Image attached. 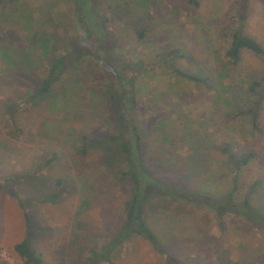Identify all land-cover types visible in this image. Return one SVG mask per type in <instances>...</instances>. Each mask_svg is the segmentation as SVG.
<instances>
[{
	"label": "rangeland",
	"instance_id": "obj_1",
	"mask_svg": "<svg viewBox=\"0 0 264 264\" xmlns=\"http://www.w3.org/2000/svg\"><path fill=\"white\" fill-rule=\"evenodd\" d=\"M119 1L100 0L102 7L105 8V15L111 17L113 15L116 18L115 22H112L114 27L125 25L124 18L117 15L126 6H129L128 2H131V0ZM157 2L159 6L156 9L159 7L161 12L157 13L155 8L150 7V15L156 16V21L159 22L161 28L159 30L152 27L151 32L154 37L155 34L159 36L160 32H166L167 36L163 41H160L159 49L156 48V45L137 46V51L141 52L143 60L147 64H145L146 67L155 63V55L160 50L163 48L168 50L171 46H179L188 54L179 61L182 68L190 66L195 69L197 67L194 60L190 59L191 55L195 59L207 60L206 63L213 68V71L216 67L220 69L229 65L225 70L224 82L226 85H218L222 89L221 96L215 92V89L209 91L202 87L200 90L187 81H180L168 75L162 76L161 80L164 85L161 90L157 89L150 94L149 89L157 88L154 82L144 77L137 78V84L145 90L142 92L143 99L139 105V111L136 113V118L141 121V125L149 134L145 138L147 144L145 152L152 160L151 166L154 168L155 165L157 176L166 180H175L180 179V176L177 177L174 174H181V168L168 164L164 166V160L168 157L166 150L169 148L172 152L175 150L174 152L178 153L175 165L185 164V154L190 153L192 149L190 144L185 143V139L181 137L194 126L198 127L200 135H204V130L200 125L203 122H208L209 132H211L210 140L217 143L225 140L229 135L242 136L250 128V124L243 122V117L238 116L237 120H234L230 116L228 113L231 110L230 104H225L224 107H220V105L224 102L223 98L230 100L232 95L244 92L248 86L245 74L249 76L254 74L256 78L264 75V56H257L247 51L243 53L240 63L233 66L228 61L226 50L230 45L232 33L240 27H242L244 35L256 39L264 47V0H248L244 23H241L239 18L242 0H197L198 5L192 4L188 0H157ZM131 3L134 6L132 10H137L135 9L136 4ZM20 4L23 9L38 11L40 16L51 15V17L44 16L41 20H36L34 24L36 29L54 34L58 39L57 43L65 38L75 39L81 30L78 22L71 18L72 3L68 0H26ZM13 10L16 9L9 5L0 6V41H10L8 43L15 47L21 42L24 32L21 31L19 21L11 17ZM5 13L11 19L8 22L9 25L3 21ZM62 14H66L69 19ZM137 14H139L138 10L127 15L130 18L131 16L135 18L134 16ZM47 17L52 21L46 20ZM1 25L8 29L3 27L1 31ZM127 34L133 42L134 34ZM158 36L157 38H159ZM120 40H122L120 45L121 43L130 44V40L126 38ZM65 41L67 40L65 39ZM167 43L168 45L165 46ZM56 46L59 48L62 44ZM127 47L130 48L132 45H127ZM127 57L129 64L136 62V54L128 52ZM93 64L92 67L97 70L98 64ZM3 65L0 66L1 179L23 174L30 168L24 170L23 165L30 166L32 161L41 163L42 159L36 160V157L45 153L51 155L59 147L55 144L56 142H53V138L38 137L37 133L33 134L37 130L39 133L40 127L48 120L47 112L30 107V105H27V108L19 106L17 118L21 123L17 126L23 128V131L20 132L17 131L16 125H12L9 121V117H6V103L12 101L17 105L22 104L25 98L24 92L40 79V72L19 74L16 77L17 81L12 80V75L9 79L2 80V75L7 74V70L4 69L7 66ZM158 71L154 72L158 73ZM238 71L243 72L241 81L237 80L236 83H233L235 78L230 74H237ZM217 73L218 71L215 75ZM101 80L100 77H94L93 83L96 88L101 86ZM151 104L155 111L149 109ZM88 106H92V102L88 103ZM222 108L224 109L222 110ZM81 109L90 114L92 107L86 109L82 105ZM222 111V115H227L223 119L219 117ZM159 114H165L169 118L168 122L158 128H153V120ZM259 116V121L264 127V99ZM77 123H74V126L81 127L84 133H87L92 128L91 126L95 125L90 123L89 127L87 123L81 121ZM71 125L69 122L66 127ZM116 126L115 122L113 126H106L105 129L99 127V129L103 132L107 130V127L116 129ZM242 130L243 132H240ZM68 139L65 136V149L71 152L73 157L80 159L82 155L72 149L73 145L71 146ZM247 140L250 141L247 142ZM240 144L242 150L253 147L257 155L247 166H244L240 176L243 184L238 185L234 201L242 206L243 201L248 199L249 208L261 216L263 221L256 220L243 210L239 213L230 211L219 216L213 208L207 205L181 198H165L160 201L163 209L156 213V215L162 214V218L152 222L157 229L158 238L161 240L163 234L166 236L162 244L163 250L179 264H264V133H258L254 138L241 139ZM105 154V151L97 149L87 158L89 166H93V170L89 173L92 177H94L92 173L96 169L104 171L103 157ZM213 156L212 169L215 173L226 170L223 162L224 156L221 153H215ZM214 158H216L215 162ZM66 160L70 161L68 158ZM71 171H63L61 168L56 170L45 168L38 173L40 177H43L42 183L35 182L36 180L33 181V179L15 180L11 183L14 195L7 191L2 183L0 184V264H24L23 259L15 252L14 245L25 236L27 228L25 212H28L30 231L33 235L31 245L43 255L46 264H79V254H81L83 244L88 245L87 247L96 243L99 246L105 244L109 236L120 226L123 221L124 201L130 194L126 182L124 187L116 190L111 189L109 183H106L100 192L99 190L93 192V195L100 193L99 197L102 196V198L79 216V220L84 222L85 227L82 226L76 231L80 236L78 239L74 238L72 234L75 232L73 224L77 219L76 214L81 194L63 192L54 203L33 199L37 196L42 198V194L44 197L49 193L47 187L43 186L45 185L44 181L48 180L45 178L46 174L55 177L68 176L73 174V172L70 173ZM208 182L210 181L205 180L201 183L205 185L204 192L210 193V196L219 193L224 196L231 190L232 179L230 177L225 179L224 176L222 181L216 185ZM55 183L51 182L50 186H54L56 191L62 185H58L57 189ZM156 202L153 203L156 204ZM87 224L90 227H87ZM85 236L88 239H85ZM83 255L86 256L87 252H83ZM112 260V264H168L165 257L141 237L123 244L118 255Z\"/></svg>",
	"mask_w": 264,
	"mask_h": 264
},
{
	"label": "trees",
	"instance_id": "obj_2",
	"mask_svg": "<svg viewBox=\"0 0 264 264\" xmlns=\"http://www.w3.org/2000/svg\"><path fill=\"white\" fill-rule=\"evenodd\" d=\"M24 1L26 0H0V6L9 5L16 9L12 11L11 17L19 21L21 31L24 32L21 42L15 47L8 43L10 41H0V66L2 64L7 66L4 68L5 71L7 70V74L2 75V80H7L12 75V80L17 81V75L28 74L33 71L40 72V79L24 92L25 98L22 104L17 105L16 102L12 101L6 103L5 115L9 117V121L12 125H16L17 131L20 132L23 131V128L17 126L21 123L17 118L19 106L27 108V105H30V107L47 112L48 120L40 127L39 133L38 130L32 132L34 135L37 133L38 137L53 138L54 141H51L56 142L55 144L59 147L51 155L45 153L36 157V160L42 159L41 163L32 161V166L23 165L24 170L30 167L23 174L8 176L4 179H1L0 176V184L2 183L5 189L14 195L15 192L11 183L15 180L24 178L42 183L43 177H40L38 173L45 168L47 170L61 168L67 172L72 170L70 173L73 172V174L68 176L55 177L46 174L45 178L48 180L44 181L45 185L43 186L47 187L49 193L45 194L44 197L42 194V198L37 196L33 199L54 203L63 192L81 194L76 214L77 219L73 224L75 232L72 234L77 239L80 236L76 231L82 226L85 227L84 222L79 220V216L102 198V196L99 197L100 193L93 195V192L98 190L100 192L106 183H109L111 189L116 190L124 187L126 182L129 186H127L128 189H130V194L124 201L123 221L120 226L109 236L105 244L99 246L96 243L90 247L83 244L81 254H79V264H101L103 262L112 264V259L118 255L123 244L137 237L149 242L165 257L168 264H179L163 250L162 244L166 236L163 234V238L161 237L160 240L157 236V229L152 222L162 218V214L156 215V213L163 209L160 201L165 198H181L197 204L201 203L213 208L219 216L226 212L239 213L243 210L256 220L263 221L261 216L249 208L248 199H245L240 206L234 201V196L238 185L243 184L240 176L244 166H247L257 155L253 147L242 150L240 140L254 138L258 133H264V127L259 121V110L264 99V75L256 78L254 74L250 76L245 74L248 86L244 92L239 95H232L230 100L223 98L224 102L220 105V107H224L225 104H230L231 110L228 111L230 116L234 120L241 116L243 122L250 124L247 133L242 136L229 135L225 140L217 143L210 140L209 134L211 132H209L210 125L208 122H203L200 125L204 130V135H200L198 127L194 126L181 137L185 139V143L190 144L192 149L190 153L185 154V164L175 165L177 164L175 159L178 153L174 152L175 150L172 152L169 148L166 150L168 157L165 158V165H163L168 164L181 168V174H174L177 177L180 176V179L166 180L156 175V167L155 165L154 168L151 166L152 160L145 152L147 146L145 138L149 134L141 125V121L136 118V113L139 111V105L143 99L142 92L145 90L137 84V78L144 77L154 82L157 88L151 87L152 90H148L150 94L157 89L161 90L162 85H164L161 80L162 76L168 75L180 81H187L200 90L202 87L209 91L215 89V92L221 96L222 89L218 85H226L224 82L225 70L229 65L220 69L216 67L213 71V68L206 63L207 60L195 59L191 55L190 59L194 60L193 62L197 67L195 66V69L190 66L182 68L179 61L188 54L179 46H171L168 50L165 48L160 50L155 55V63L146 67V62H144L141 52L137 51V46L156 45V48L159 49L160 41H163L167 36L166 32H160L159 36L155 34L154 37L151 32L152 27L159 30L161 28L159 22L156 21V16L150 15V7L155 8L157 13L161 12L159 7L156 9L159 6L157 0H131L136 4L135 9L139 11V14L134 16L135 18L132 16L130 18L127 15L137 11L132 10L134 6L128 2L127 5L129 6H126L117 15L125 20V25L120 27H114L112 22H115L116 18L113 15L112 17L105 15V8L102 7L100 0H68L72 3L71 18L78 22L81 30L75 39L65 38L67 41L63 39L64 42L61 39L58 43L54 34L36 29L34 24L36 20H41L42 17L48 15L40 16L38 11L21 8L20 3ZM109 1L120 2L119 0ZM188 1L198 5L197 0ZM240 8L239 18L241 23H244L248 10V0H242ZM6 14L3 15V21L9 25L8 22L11 19ZM62 15L69 19L66 14ZM48 17L46 20L52 21ZM3 27L1 25V31ZM127 33L134 34V36L132 35L133 42ZM123 38L130 40L132 47H127L130 45L129 43H121L120 45V41H122L120 39ZM61 44L62 46L56 48L58 47L56 45ZM247 51L257 56H264L263 45L256 39L244 35L242 27H240L231 35L226 56L233 66H237L243 59V53ZM128 52L136 54L137 59L133 64L128 63ZM93 63L98 64L97 70L92 67ZM156 70L160 71H158L159 74L154 72ZM217 71L218 73L215 75ZM242 73L238 71L237 74H230L231 77L235 78L233 83H236L237 80L241 81ZM94 77L102 79L99 88L94 86ZM91 102L92 106H88V103ZM82 105L86 109L92 107L90 114L81 109ZM149 109L155 111L152 104ZM222 113L223 111L219 115L221 119L227 116L226 114L222 115ZM54 116L57 117L53 118ZM168 119L165 114H159L153 120V128L164 125ZM80 121L89 124V127L91 126L90 123L95 125L91 126L92 128L87 133H84L81 127L74 126V123L78 124L77 122ZM69 122L72 125L66 127ZM115 122L117 123L116 129L107 127V130L103 132L99 129V127L105 129L106 126H113ZM205 124L206 126H204ZM63 135L69 138V143L71 142V146L73 145L72 149L82 155L80 159L73 157L71 152L65 149L66 140ZM181 138L180 142L182 141ZM249 141L247 140V142ZM97 149L106 153L103 157L105 169L103 172L96 169L92 173L94 175L92 177L89 173L93 170V166H89L87 158ZM244 151L247 153L245 154ZM215 153H221L224 156L223 162L226 170L215 173L212 169ZM67 158L70 161L66 160ZM224 176L225 179L226 177L232 179L231 190L226 195L222 196V193H219L210 196V193L204 192L205 185L201 183L202 181L209 180L208 183L216 185L222 181ZM51 182H56L55 187L57 189L58 185L62 186L55 191L54 186H50ZM154 201H157L156 204L153 203ZM24 215L27 220L25 236L14 245V250L23 259L24 264H46L43 255L31 245L33 235L30 231L28 212H25ZM87 227L90 225L87 224ZM84 238L88 239L86 236ZM83 252H87V255L84 256Z\"/></svg>",
	"mask_w": 264,
	"mask_h": 264
}]
</instances>
